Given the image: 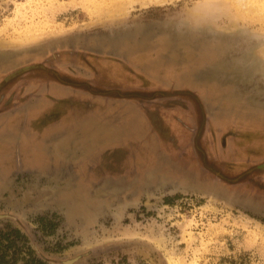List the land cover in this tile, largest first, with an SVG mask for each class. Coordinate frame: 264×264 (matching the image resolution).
Returning <instances> with one entry per match:
<instances>
[{
  "label": "rangeland",
  "instance_id": "rangeland-1",
  "mask_svg": "<svg viewBox=\"0 0 264 264\" xmlns=\"http://www.w3.org/2000/svg\"><path fill=\"white\" fill-rule=\"evenodd\" d=\"M160 1L0 0V264H264V0Z\"/></svg>",
  "mask_w": 264,
  "mask_h": 264
},
{
  "label": "water",
  "instance_id": "water-1",
  "mask_svg": "<svg viewBox=\"0 0 264 264\" xmlns=\"http://www.w3.org/2000/svg\"><path fill=\"white\" fill-rule=\"evenodd\" d=\"M68 174V170L63 168L61 170H59V172H57V178H61V177H65Z\"/></svg>",
  "mask_w": 264,
  "mask_h": 264
},
{
  "label": "bare ground",
  "instance_id": "bare-ground-1",
  "mask_svg": "<svg viewBox=\"0 0 264 264\" xmlns=\"http://www.w3.org/2000/svg\"><path fill=\"white\" fill-rule=\"evenodd\" d=\"M156 1H157V0H155V2H156ZM161 1H163V0H161ZM161 1H160V2H161ZM164 1H165V0H164ZM167 1H168V0H167ZM153 2H154V1H153ZM153 2H152V3H153ZM160 2H159V4H160ZM149 3H151V2H149ZM163 3H164V2H163ZM142 4H144V3H142ZM146 4H147V3H146ZM154 4H158V2H156V3H154ZM115 8H116V7H115ZM122 8L124 9V7H122ZM120 11H121V10H120ZM121 12H122V11H121ZM121 12H120V13H121ZM115 13H116V12H115ZM120 13H119V14H120ZM117 14H118V13H117Z\"/></svg>",
  "mask_w": 264,
  "mask_h": 264
}]
</instances>
